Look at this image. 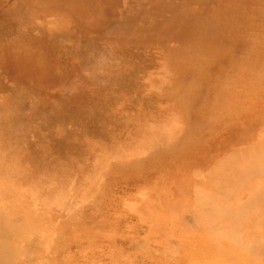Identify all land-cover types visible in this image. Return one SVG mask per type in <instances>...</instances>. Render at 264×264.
I'll return each mask as SVG.
<instances>
[{
  "label": "rangeland",
  "instance_id": "1",
  "mask_svg": "<svg viewBox=\"0 0 264 264\" xmlns=\"http://www.w3.org/2000/svg\"><path fill=\"white\" fill-rule=\"evenodd\" d=\"M236 1L0 0V264H264V48L180 82Z\"/></svg>",
  "mask_w": 264,
  "mask_h": 264
},
{
  "label": "bare ground",
  "instance_id": "2",
  "mask_svg": "<svg viewBox=\"0 0 264 264\" xmlns=\"http://www.w3.org/2000/svg\"><path fill=\"white\" fill-rule=\"evenodd\" d=\"M218 1H220V0H218ZM234 1V0H233ZM243 2V5H244V7H242L241 6V4H242V2ZM213 2V1H212ZM215 2V5L216 6H218L219 4H221V3H218V2H216V1H214ZM209 3V2H208ZM222 3H224V2H222ZM233 3H235V2H233ZM233 3H231V5L233 6ZM218 4V5H217ZM222 5V4H221ZM226 5H230V4H228L227 2L225 3V7H226ZM212 6H214V5H212ZM211 6V7H212ZM224 6H222L221 7V9L224 7ZM231 6V7H232ZM210 7V8H211ZM235 7L238 9V12L237 11H235L233 8H234V6L230 9L231 11H228V10H224V9H222V10H224L225 11V16H226V13H227V11L228 12H230V15H229V17L228 18H230L231 19V21H229V19H227V18H225L224 20H222L221 21V23L223 22V21H225L226 19H227V21H229L227 24L225 23V24H220V25H222L224 28H220L221 29V31H219V30H217V29H219L217 26H215L217 23H213V22H211L210 21V23L209 24H211V23H213V24H211V25H209V28H211L212 29V32L213 31H219V35L217 36V38L216 39H214L213 41H211V44H209L208 45V47H210V46H213V50H212V55H211V62L210 63H207L206 61V63L204 62V64H202V70H200V71H198V72H196V71H194V69H190V71H188L189 70V67H181L182 68V70H184V72H185V77L183 76V80L181 79L180 80V77H178L180 74H178V80H180V82H183L184 80H186L187 79V75L189 74V72H193V74L195 73L196 74V76H193L194 78L193 79H191L192 78V76H191V78H190V76H189V78L191 79V81H193V82H203V81H205V82H208L207 80H209L211 77H212V75L214 74V73H216V71L218 70V68H220V67H223V68H225V66H226V68H225V71L223 72V75L221 76V78H220V81H222V82H224V83H226V84H228V83H230V81H234V82H239V80H241L242 79V76L243 75H240L241 73H242V71L241 70H243V67H244V63H245V61H249L248 63L249 64H251V62H253V61H255V58H256V56H257V54L260 56V54H261V51H262V49L264 48V46L263 47H261L262 45L260 44V43H262L263 44V42H260L259 43V47L257 46L258 44H256L255 42L257 41V40H260L259 38L257 39V37H256V41L255 42H253L254 40H253V38L254 37H251V36H249V31L250 30H254V28L255 27H259V24H260V21H262V20H264V0H237L236 1V4H235ZM215 8V7H214ZM220 8V7H219ZM227 8H230V7H227ZM216 9H218L217 7H216ZM216 9H215V11H216ZM221 9H219V10H221ZM210 10H213V8L212 9H210ZM221 10V11H222ZM234 10V11H233ZM214 11V10H213ZM218 11V10H217ZM221 11H219L220 13H222ZM224 11H223V16H224ZM212 12V11H211ZM210 12V13H211ZM218 12V13H219ZM232 12H235V16H232ZM217 13V14H218ZM219 13V14H220ZM247 13H250L249 14V16L248 17H251V18H253V20H252V22L251 23H248V22H244L243 21V16L244 15H246L247 16ZM208 14V13H207ZM204 15V14H203ZM222 15H220L221 16V18L223 17ZM207 16V15H206ZM206 16H205V18H206ZM209 16V15H208ZM214 16V15H213ZM231 16V17H230ZM209 17H211V16H209ZM209 17H207L206 19H207V22H208V20H210V19H208ZM261 17H263V19L261 18ZM215 19L217 18V17H214ZM214 18H212V19H214ZM220 18V19H221ZM242 18V19H241ZM205 19V20H206ZM241 19V23H239L238 25H236V22H238L239 20ZM262 19V20H261ZM218 20V19H217ZM206 22V23H207ZM216 22H219V21H216ZM204 24V23H203ZM219 24V23H218ZM262 24V23H261ZM263 24H264V21H263ZM205 25V24H204ZM219 25V26H220ZM263 31V30H262ZM262 33V32H261ZM260 35V34H259ZM262 36V35H261ZM264 36V35H263ZM263 36L261 37V39L263 38ZM217 39H219V40H217ZM220 39H221V41H222V39L225 41L224 43H225V45H224V47H223V44L221 45V43L223 42H217V41H220ZM218 46H220V48L218 49ZM222 46V47H221ZM200 49H204V47H199ZM259 48H260V50H259ZM262 48V49H261ZM199 49V50H200ZM264 50V49H263ZM203 51V50H202ZM260 54H259V53ZM264 52V51H263ZM262 55H264V54H262ZM259 56H257V57H259ZM257 59V58H256ZM263 59V58H262ZM183 62V61H182ZM247 63V62H246ZM246 71V70H245ZM179 72H181V70H179L178 71V73ZM188 72V73H187ZM181 73H183V72H181ZM187 73V74H186ZM251 73H253V72H251ZM192 74V73H191ZM221 74V73H220ZM254 74V73H253ZM181 75H183V74H181ZM252 75V74H251ZM251 75H249V76H251ZM257 74H256V72H255V74H254V76H256ZM258 76H260L259 74H258ZM176 77V76H175ZM177 77H176V79H177ZM244 77V76H243ZM189 78H188V80H189ZM250 78V77H249ZM212 79H213V77H212ZM161 81V80H160ZM187 81V80H186ZM186 81H184V83H182L183 85L186 83ZM210 81V80H209ZM216 81H218L217 79L215 80V78L213 79V80H211V82L213 83V85L215 86L217 83H216ZM177 82V81H176ZM176 82H174L175 84H176ZM179 82V83H180ZM189 82H190V80H189ZM197 82V83H198ZM219 82V81H218ZM249 82L250 81H248V84H249ZM259 82V81H258ZM196 83V84H197ZM174 84V85H175ZM182 84H181V86H182ZM189 84V83H188ZM187 84V85H188ZM193 84V83H192ZM206 84V83H205ZM161 85V84H160ZM180 85V84H179ZM186 85V86H187ZM191 85V84H190ZM159 86V85H158ZM181 86H178V87H181ZM194 88H196L195 87V85H192ZM213 86V87H214ZM233 86V85H232ZM241 86V85H240ZM182 87H184V86H182ZM200 87V86H199ZM217 87V86H216ZM231 87V86H230ZM235 87H236V85H235ZM238 87V86H237ZM236 87V88H237ZM160 88V87H159ZM186 87H184V89H185ZM189 88H191V87H189ZM194 88H193V90H194ZM198 88V87H197ZM196 88V89H197ZM204 88V87H203ZM195 89V90H196ZM155 90V89H154ZM176 90V89H175ZM182 90V89H181ZM200 91V89H197V91ZM205 90V89H204ZM239 90V89H238ZM238 90H237V92H238ZM162 91V90H161ZM171 91V90H170ZM179 91H180V89H179ZM185 91V90H184ZM206 91V90H205ZM149 92V91H148ZM173 92H174V89H173ZM182 92V91H181ZM225 92V91H224ZM241 92V91H240ZM186 93H189L188 91L186 92ZM196 93V92H195ZM204 93V92H203ZM236 93V92H235ZM162 94V93H161ZM176 94H179L180 95V93H176ZM184 94V93H183ZM189 94H191V95H188V96H190V98H191V96H192V93H189ZM194 94V93H193ZM205 94V93H204ZM178 95V96H179ZM186 95V94H185ZM172 96V95H171ZM182 96V95H181ZM187 95H186V99L185 98H183L182 100L183 101H185V100H187L189 97H188ZM235 96V95H234ZM180 97V96H179ZM178 97V98H179ZM193 97H194V95H193ZM195 98H197V97H195ZM240 98V97H239ZM170 99H172V98H170ZM180 99H181V97L178 99V101H179V104H180ZM185 99V100H184ZM173 102V101H172ZM225 102V101H224ZM183 103V102H182ZM185 103V105L187 104V103H189L188 101H187V103H186V101L184 102ZM233 103V102H232ZM178 104V103H177ZM178 104V106H180ZM183 105V104H182ZM190 105H192V104H190ZM194 105H196L195 103H194ZM177 106V105H176ZM161 107V106H160ZM163 107V106H162ZM183 107V106H182ZM187 107V106H186ZM203 107V106H202ZM166 108H167V106H166ZM177 108V107H176ZM189 108H190V106H189ZM163 109V108H162ZM178 109H179V107H178ZM177 109V110H178ZM183 109V108H182ZM193 109V108H192ZM212 109V108H211ZM168 110V109H167ZM172 111H173V109H171ZM187 110H189V109H187ZM191 110V109H190ZM178 111H180V110H178ZM202 111V110H201ZM204 111V110H203ZM211 111V110H210ZM210 111H207V112H210ZM215 111V110H214ZM169 112H171V111H169ZM174 112V111H173ZM186 112V111H185ZM189 112V111H188ZM200 112V111H199ZM218 112V111H217ZM180 113V112H179ZM192 113V112H191ZM191 113H189V115L191 114ZM201 113V112H200ZM211 113V112H210ZM182 114V113H181ZM184 114V113H183ZM194 114H196L195 112H194ZM198 114V113H197ZM208 114V113H207ZM169 115V114H168ZM171 116H172V114H170ZM186 115V114H185ZM185 115H184V117L183 118H185ZM192 115V114H191ZM195 116V115H194ZM193 116V117H194ZM205 116V115H204ZM186 117H187V115H186ZM191 117V116H190ZM201 117V116H200ZM210 117V116H209ZM182 118V119H183ZM189 118V117H188ZM211 118H212V116H211ZM224 118V117H223ZM164 119H166V118H164ZM186 119V118H185ZM196 119H198V118H196ZM204 119V118H203ZM163 120V119H162ZM187 120V119H186ZM195 120V119H194ZM210 120V119H209ZM215 120V119H214ZM161 121V120H160ZM166 121V120H165ZM171 121V120H170ZM182 121V120H181ZM162 122V121H161ZM160 122V123H161ZM198 122H199V120H198ZM157 123V122H156ZM182 123H184V122H182ZM211 123V122H210ZM170 124V123H169ZM198 124V123H197ZM196 124V125H197ZM157 125H158V123H157ZM160 125V124H159ZM183 125V124H182ZM185 125V124H184ZM202 125V124H201ZM171 127H173V126H171ZM196 127H198L199 128V126L197 125ZM188 128V127H187ZM192 128V129H191ZM190 128V130H193V128L194 127H191ZM201 128H203V125L201 126ZM201 128H199V130L201 129ZM197 129V128H196ZM210 129V128H209ZM185 130H187V129H185ZM189 130V131H190ZM195 130V129H194ZM203 130V129H202ZM188 131V130H187ZM204 131H205V129H204ZM209 131H211V129L209 130ZM208 131V132H209ZM139 132V131H138ZM148 132V131H147ZM182 132V131H181ZM185 132V131H184ZM194 133H196V131H193ZM192 132V133H193ZM251 132H252V130H251V128H247L245 131H244V133L241 135V136H239V139H237L236 140V142H238L239 140H240V138H242V137H244V136H248L249 137V139H250V137H251ZM186 133H188V132H185V134ZM193 133V134H194ZM202 133V132H201ZM166 134V133H165ZM190 134H191V131H190ZM197 134V133H196ZM196 134H194V135H196ZM142 135H143V132H142ZM175 135V134H174ZM179 135H181V134H179ZM183 136H184V134H183ZM188 136V135H187ZM191 137H193V135H190ZM201 136V135H200ZM199 135L198 136H196V137H198L197 138V141H199L198 139H199V137H200ZM205 136V135H204ZM163 137V136H162ZM185 138V136L183 137V139ZM187 138V137H186ZM194 138H195V136H194ZM202 138H204V137H202ZM135 139V138H134ZM133 139V140H134ZM138 139V138H137ZM148 139V138H147ZM176 139V138H175ZM196 139V138H195ZM130 140V139H129ZM136 140V139H135ZM190 140V139H189ZM204 140V139H203ZM132 141V140H131ZM166 141V140H165ZM177 142H179L178 140H176ZM188 141V140H187ZM192 141V140H191ZM191 141H189V143L191 142ZM129 142V141H128ZM134 142V141H133ZM186 142V141H185ZM168 143H170V142H168ZM176 143V142H175ZM200 143V142H199ZM202 143V142H201ZM148 144V143H147ZM179 144H181V143H179ZM186 144V143H185ZM188 144V143H187ZM194 144V143H193ZM155 145V144H154ZM183 145V144H182ZM244 145V144H243ZM131 146H133L132 144H131ZM152 146V145H151ZM176 146V145H175ZM190 146V145H189ZM188 146V147H189ZM196 146H198V144L196 145ZM201 146H203L202 144H201ZM146 147V146H145ZM171 146H169V148H170ZM185 147H187V146H185ZM194 147V146H193ZM167 148V147H166ZM172 148H174V147H172ZM171 148V149H172ZM176 149V148H175ZM221 149V147L218 149V151ZM245 149V146H243V147H240L239 149H237V150H235V152H237V151H243ZM173 150V149H172ZM161 151V150H160ZM170 151V150H169ZM182 152V151H181ZM158 153V152H157ZM238 153H240V152H238ZM154 154V153H153ZM150 156V155H149ZM177 156V155H176ZM147 158V157H146ZM165 158V157H164ZM172 158V157H171ZM175 158V157H174ZM145 159V158H144ZM156 159V158H155ZM175 159H173V161H174ZM149 163V162H148ZM175 163V162H174ZM169 165V164H168ZM149 167V166H148ZM147 167V168H148ZM168 168V167H167ZM154 169V168H153ZM170 171V170H169ZM149 172V171H148ZM150 173V172H149ZM163 174V173H162ZM209 175V174H208ZM194 176H196V175H194ZM206 177V176H205ZM209 177V176H208ZM197 180V179H196ZM200 189V188H199ZM253 195H254V193H253ZM249 196H250V194H249ZM30 197V196H29ZM197 200V199H196ZM36 201V200H35ZM42 201V200H41ZM203 213V212H202ZM37 214V213H36ZM210 214V213H209ZM204 218V217H203ZM205 220V219H204ZM201 221H203V220H201ZM200 222V221H199ZM203 223V222H202ZM205 224V223H204ZM202 226V225H201ZM230 228V227H229ZM237 231V230H236ZM218 234V233H217ZM224 234H225V232H224ZM228 234H229V232H228ZM231 234H232V231H231ZM223 236V235H222ZM229 236V235H228ZM232 236V235H231ZM253 236V235H252ZM238 238V237H237ZM242 239V238H241ZM234 240V239H233ZM239 240V239H238ZM211 241V240H210ZM214 242V241H213ZM237 242V241H236ZM216 243V242H215ZM253 243H255V242H253ZM256 244V243H255ZM258 244V243H257ZM263 245V244H262ZM214 246V245H213ZM235 246V245H234ZM241 246V245H240ZM245 246V245H244ZM256 246H258V245H256ZM254 247H255V245H254ZM263 247V246H262ZM259 248V247H258ZM264 249V248H263ZM247 251V250H246ZM248 251H249V249H248ZM256 252V251H255ZM247 253V252H246ZM263 253H264V251H263ZM245 255V254H244ZM255 256V255H254ZM253 256V257H254ZM261 256V255H260ZM258 257V256H257ZM256 257V258H257ZM230 259V258H229ZM260 259V258H259ZM232 260H236V258L235 259H232ZM251 262V261H250ZM247 263H249V262H247Z\"/></svg>",
  "mask_w": 264,
  "mask_h": 264
}]
</instances>
